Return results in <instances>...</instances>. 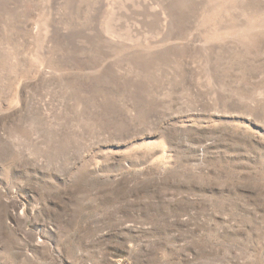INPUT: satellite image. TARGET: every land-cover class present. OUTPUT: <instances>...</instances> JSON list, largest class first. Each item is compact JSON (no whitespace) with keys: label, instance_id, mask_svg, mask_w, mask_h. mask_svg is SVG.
I'll return each mask as SVG.
<instances>
[{"label":"rangeland","instance_id":"obj_1","mask_svg":"<svg viewBox=\"0 0 264 264\" xmlns=\"http://www.w3.org/2000/svg\"><path fill=\"white\" fill-rule=\"evenodd\" d=\"M0 264H264V0H0Z\"/></svg>","mask_w":264,"mask_h":264}]
</instances>
